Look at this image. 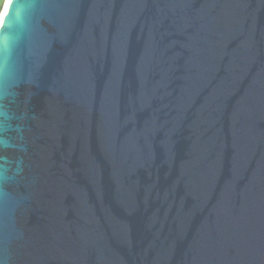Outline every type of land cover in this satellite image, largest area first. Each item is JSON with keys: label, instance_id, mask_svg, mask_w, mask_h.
Wrapping results in <instances>:
<instances>
[{"label": "water", "instance_id": "obj_1", "mask_svg": "<svg viewBox=\"0 0 264 264\" xmlns=\"http://www.w3.org/2000/svg\"><path fill=\"white\" fill-rule=\"evenodd\" d=\"M0 264H264V0H10Z\"/></svg>", "mask_w": 264, "mask_h": 264}, {"label": "rangeland", "instance_id": "obj_2", "mask_svg": "<svg viewBox=\"0 0 264 264\" xmlns=\"http://www.w3.org/2000/svg\"><path fill=\"white\" fill-rule=\"evenodd\" d=\"M7 0H0V15L3 11V8L5 7Z\"/></svg>", "mask_w": 264, "mask_h": 264}, {"label": "bare ground", "instance_id": "obj_3", "mask_svg": "<svg viewBox=\"0 0 264 264\" xmlns=\"http://www.w3.org/2000/svg\"><path fill=\"white\" fill-rule=\"evenodd\" d=\"M9 2H10V0H7V2H6V4H5V7L3 8V11H2V14H3V15H4L5 11H6L7 8H8Z\"/></svg>", "mask_w": 264, "mask_h": 264}]
</instances>
